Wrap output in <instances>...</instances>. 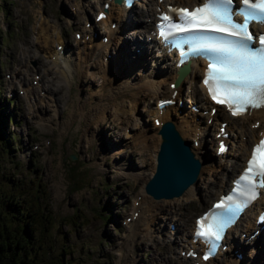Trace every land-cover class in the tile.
Instances as JSON below:
<instances>
[{"label": "rangeland", "instance_id": "374dc122", "mask_svg": "<svg viewBox=\"0 0 264 264\" xmlns=\"http://www.w3.org/2000/svg\"><path fill=\"white\" fill-rule=\"evenodd\" d=\"M91 2L92 0H0V35L5 37L4 42L0 40V113L2 116L12 117L5 121L4 127H0L1 133L11 142L9 148L0 145V183L12 189L21 184L28 193L35 187L38 190L43 213L49 212L55 218V223L50 229L54 240L51 252L54 256L49 259L51 261H55L58 256L61 259L59 264H153L156 258L160 257L165 259L163 264H176L179 243L173 244V241L168 239L170 230H162L161 233L163 219L169 215L173 216V220H178L181 212L186 214L181 221H184L186 216L191 219L213 197L219 180L214 173L208 175V172H200L203 178L200 177L196 181L198 190L194 199L186 201L181 196L174 200L167 199L168 205L156 213L148 230L152 240L143 236V228L131 235V231L126 227L130 222L126 216L130 215V209H126L135 204V193L142 188L153 171V156L157 146V141L145 148L142 143L133 141L139 138V132L145 130L142 128L143 123H149L147 126L152 127L149 111L144 108L157 95L147 92L146 97L134 96L133 93L137 91L140 83L131 87L116 86H128L137 79L144 83L141 77L149 73L158 75V78L167 69L165 59L156 61L155 57L148 56L144 67L140 66L143 68L131 70L126 76L114 77L109 90L99 89L104 80L102 81L99 73V60H96L88 69L89 75L86 71L85 75H76L68 82V98L65 95L67 84L61 85L63 110L55 111L53 102L47 103V111L42 113L43 119L37 117L28 121L23 112L25 102L22 95H16L12 105L8 104L5 98L8 82L6 75L10 74V79L12 78L11 70L16 64V57L22 47L28 46L25 41L32 39L33 27L40 22H57L61 38L53 30L55 36L61 42L69 40L74 50L72 58L77 59L76 45L80 47L78 41L81 39H76L73 31L82 25L84 17L93 20L96 6L89 5ZM76 4L84 7L79 14L76 13ZM139 8H144V5L132 7V14L129 16L132 24H128L131 27L124 32V37L131 40L130 43H133L134 38L143 40L141 34H135L133 37L127 34L128 30L135 28L137 20L141 21L142 16L138 14L140 10H137ZM43 19L46 21H41ZM75 20L79 24L76 25ZM115 42L110 45L108 51H114ZM29 47L32 51L38 50L35 44ZM40 55L42 56L41 52ZM25 59L28 69L24 79L28 83L37 63L33 57ZM99 59L104 64L105 57ZM55 70V67L51 68L52 72ZM104 76L109 75L105 73ZM105 79L107 82L111 81L110 77ZM128 100L136 104L130 115L114 111L115 102L119 105L115 109L117 110L120 108L119 102ZM113 117L114 120H111ZM241 121L244 120H238L237 123ZM213 131L212 127L210 136ZM236 131L237 129H234V132ZM154 132L155 130L148 129L142 142L154 140ZM11 136L13 138H10ZM47 139L50 142L45 146ZM206 140L209 158L212 155V147L208 137ZM33 145L37 146L33 148ZM69 153L74 154L73 159L68 158ZM144 155L149 157L146 165L142 164ZM233 159L228 157L226 162ZM70 167L71 177L68 174ZM74 175H77L76 183L71 181ZM211 178L215 180L216 185L214 188H208L210 194L203 200L202 196L208 192V189H205L206 181ZM198 193L202 199L200 202L196 199ZM25 196L28 197V194L25 193ZM79 212L85 217L83 220H78L74 215H79ZM102 212L109 216L106 220H103ZM70 218H76L75 223L65 222ZM169 226L170 223L167 224V227ZM58 229L61 230L59 234ZM188 232L189 228L186 235ZM163 236H166L164 242L161 240ZM180 238H184L182 233ZM245 256L249 258L250 253L245 252ZM257 257V264H264V250ZM224 263L225 255L216 258V264Z\"/></svg>", "mask_w": 264, "mask_h": 264}, {"label": "bare ground", "instance_id": "6f19581e", "mask_svg": "<svg viewBox=\"0 0 264 264\" xmlns=\"http://www.w3.org/2000/svg\"><path fill=\"white\" fill-rule=\"evenodd\" d=\"M98 1L99 0H97L96 4L100 8L101 4H99ZM177 1L178 0H165V2L167 3H173V4L179 5ZM183 1L189 2L191 4L195 0H183ZM147 2L148 0H142V3H145L144 5L150 3V1L148 3ZM154 5L164 7L163 4L157 3V2H154ZM137 10H140L138 11V14L140 16H144V15L149 16V14L152 13V8L150 6L145 7V9L143 10H141V8ZM129 11L130 9L124 10L121 7V5L111 4L106 13L107 14L106 17L100 20V22L104 25V27L106 23L109 25L112 20H115V28L110 29L109 27H107L108 40L106 41V43H102L99 41L98 43H93V44L92 42L94 41L89 40L87 44V50L82 49L81 50L82 53L78 52L77 60L74 61L73 59V62L70 59L69 55H67V53L65 54L67 50H65L64 41L61 39L62 40L61 42L55 36V33L53 32V30H55L56 34L61 38L60 30H58L57 28H54L53 24H50V23L46 24L45 22H40L35 27H33V31L35 32V40H34L35 45L37 46L38 50L43 55V56H40L37 51H31L30 49H27V51L31 52V54L35 57V61H37V66H35L34 69L39 70V68L44 65V62H42V60H44L43 57L46 56L48 57L49 62L51 64L57 65L58 70L54 72V77L49 75V70L47 68L39 70L38 79L41 80V84L39 85V91H42L41 94H38L36 92V95L33 96V92H34L33 87H29V90L25 89L26 95H28V97L31 98V101L29 99L28 102L30 106H32V111L35 109H42V107L47 103L46 99L49 96L54 97V101H55L53 102L54 105L56 104V102L60 103L62 100L61 96L59 95V92L61 90V85H62L61 83L67 84V89H66L67 93L65 95L68 98V91L70 87L68 83L69 80L73 79L74 76L76 75H85L84 72L86 73V71H88V75H89L90 70L88 69L92 67V62H94V59L100 58L99 46L105 48L108 42L116 37L117 31H119V33L122 32L121 30H122V27H124L123 25L128 26V24L129 25L132 24V21L130 22V20L127 19L129 16ZM131 14H132V11H131ZM41 21H46V20L43 19ZM139 23H142V22L137 20L135 24V28L131 29V31H129L127 34H130V36L133 37L137 33L141 34L142 29L148 27L146 23L143 25L142 24L139 25ZM35 28L37 29L35 30ZM118 39L120 40V38ZM130 42L131 40H128L126 37H124L121 40V43L119 45V49H120L119 51L125 61L124 64L121 65L120 63H118L117 59L110 60L105 65L101 64L99 61L98 63V65L100 66L99 73L101 74L102 81L105 78H109V77L111 78V81L106 82L103 89L109 90L112 87L111 85L113 84L114 77L126 76L127 74L131 72V70L133 71L137 68L141 69L144 67V65L143 67H140V63H144L146 58H141L140 55H137L134 52H132L131 45L137 44L141 48V54L142 53L146 54L147 50L142 46V43L139 41H135L132 44H130ZM56 44H60L63 47L61 52L56 49ZM153 44H155V42H153ZM155 57L157 58V60H161L163 58V56H160L159 54H156ZM27 68L28 67H25V70H27ZM23 71L24 70L22 68L20 69V67L15 68V72L19 76L23 74ZM201 71H202V68L199 64V60H195L192 63V66H190L189 72L182 78V80L174 88L176 89V99L179 98L181 88H182V83L187 82L189 90L186 91L187 92L186 95L189 96V99L195 100L196 103L199 102L200 106H202L206 102L205 100L199 99L197 94L202 88L200 86L198 87L195 86V83H194L197 75L201 73ZM105 73L108 74L109 76L108 77L104 76ZM175 74L176 72L174 70V67H171V68H167L164 74L162 75L164 77L162 81L154 83L151 80H149V82H146L143 80L144 81L143 83L139 79H137L136 81H133V83L128 86H124L120 84H117L116 86L131 87V86H136L135 85L136 83H140L139 86L137 85L138 86L137 91L133 93L134 96L144 97L147 92H150L153 95H155L157 90L161 88L162 86H164V84L169 78L174 79ZM169 82H171V80L168 81L167 84H169ZM124 83L126 84V81ZM19 88L22 89V85ZM165 93H166L165 95L168 97L169 94L171 93V89L169 87H166ZM50 98L51 97H49L48 100H50ZM119 103H121L120 108L117 110L115 109L118 108L119 105L116 102L114 103L116 105L114 111L116 112L118 111L122 115L124 114L130 115V113L134 111V107L136 105L134 103H131L130 100H128V102L121 101ZM127 103L129 105H127ZM56 106L61 107V110L63 109L62 105L60 104H56ZM150 115L152 119L154 117H157L158 120H160V124L166 120L171 121L174 124V126L177 128V130L179 131L182 138L189 139V140H197V145L192 147V149L195 155H197L198 157H201L200 153L203 149V144L206 141L205 135L210 130V125L207 124V119L209 117L208 114L204 116L202 114H196L191 111H183V110H180L179 106L175 104L173 106L164 108L160 113L156 110L155 105H154L153 107H151ZM39 116H40V119H43L41 113ZM218 117H221V121L227 122L226 131L229 132L228 140L231 144L229 150H227V154L231 155L230 158H234V159L229 160L228 162L224 163L221 160L222 158L218 157L217 160H214V157L210 156L207 159V161L201 166V172L207 171L208 175L209 173L210 174L214 173V176L217 177V179L220 181L219 187L215 190V193H216L215 197H217L218 194H220V192L223 190L224 186L226 185V181L229 180L228 175L232 171L237 169L239 165V161H241L243 157L247 154L248 146L255 139V136H256L255 133L257 130V129H250V127L246 126L245 123L243 122H241L237 126L236 118L228 117L227 115L222 114L220 111L218 112V114L212 116V121L214 124H217ZM250 118L259 120V126H264V108L252 111L249 115H245L243 117V120H248ZM111 120H114V117ZM147 125H149V123H143L142 128H144L145 130L139 132V138L133 141V143H138V144L142 143L144 145V148L152 146V144L156 140H159V137L157 134V129L159 125L155 126L154 124L153 125L151 124L152 127H149ZM216 126H218V124ZM236 126L238 127V130L234 132V129L236 128ZM148 129H153V131L155 130L154 132L155 139L142 142L143 138L147 134ZM242 137H244L243 140L241 139ZM141 153L143 154V151ZM147 157H148L147 155H144L143 161H142L143 165H146ZM200 177L201 175L199 176V179ZM215 185L216 184H215L214 179L207 180V186L205 187V189L212 188V187L214 188ZM197 190H198V185L196 183L192 184L181 193L182 194L181 198L182 197L185 198L186 201L190 199H194L196 196ZM136 193L141 194L143 198L140 199V201L138 202V205L133 208V211H137V215L132 221V232H131L132 235H134L135 232L139 229V225L141 224L143 225V220L145 219L146 216L151 217L152 214H155L157 211H159L160 208H163L164 206L168 205L166 204L168 203L167 199L153 200L152 198L144 194V192H142L141 187L138 189ZM208 193L210 194L209 189H208V192L202 196L203 200L206 197H208L207 195ZM196 199H198L197 200L198 202L202 201V199L199 196V193ZM260 207H261V203H257L254 208L258 210ZM184 215H186L184 212H181L179 214L178 221L180 223H177V229H176V231L182 230L184 237H185L183 239V242H181L180 244L181 249H183L184 247H187L188 244L190 243V235L188 238H186L185 232L189 228V221H191V224H192V219H190L189 216H186L184 221H181ZM243 219L245 222L244 228L246 230H250L252 221L250 220L249 210H246L243 213ZM144 230H145V233L143 234V236L152 240L151 233L147 231L148 226H146ZM228 235H229V232H228ZM180 240H181L180 237L176 236L174 239L175 244L179 243ZM226 241L228 243L229 250L236 248L238 246L237 243L232 238L228 239V236H227ZM262 244L263 243H261L259 246H262ZM191 246H194V244H191ZM179 258H180V261L182 262H185L187 260L184 256L182 257L180 256ZM178 260L179 259L177 258V261ZM237 262H238L237 259L230 257L228 261L224 264H236ZM249 262L250 264L258 263L255 257L250 259Z\"/></svg>", "mask_w": 264, "mask_h": 264}, {"label": "trees", "instance_id": "16d2710c", "mask_svg": "<svg viewBox=\"0 0 264 264\" xmlns=\"http://www.w3.org/2000/svg\"><path fill=\"white\" fill-rule=\"evenodd\" d=\"M8 102L13 103L9 100ZM5 118V115L0 118V123ZM5 141L6 137L1 134L0 143L3 144ZM3 147L7 148L8 145ZM71 171L70 167L68 173L71 174ZM76 176L71 178L74 183H76ZM37 191L33 189L28 193L21 184L12 189L0 183V264H59L61 262L58 256L55 261L49 260L54 256L51 254L54 240L50 229L55 223V218L49 212L43 213L39 203L41 197ZM74 215L78 220L85 218L81 213L79 215L74 213ZM101 215L103 220L108 218L105 213ZM75 220L76 218H70L65 222L75 223ZM57 233H61V230L58 229ZM67 250L70 252L69 248ZM61 251L64 252L63 249Z\"/></svg>", "mask_w": 264, "mask_h": 264}, {"label": "water", "instance_id": "95a60500", "mask_svg": "<svg viewBox=\"0 0 264 264\" xmlns=\"http://www.w3.org/2000/svg\"><path fill=\"white\" fill-rule=\"evenodd\" d=\"M158 133L160 134L162 141L160 143L159 150L157 152L156 171L153 175V183H154L153 188H154V191L157 193L158 196L170 197L172 194H163L162 193L163 187L170 186V185H168V183L171 181L170 178L172 179V176L170 175V173L178 174V176H177L178 179H180L181 181H184V182H188L187 180H192L193 177L196 176L199 166H198V162L192 157V154L190 153V151L188 149V144L186 142H184L179 137V135L176 132V130L174 129L172 123L166 122L158 130ZM161 154H163V155L161 156ZM171 155H173V156H171ZM185 156H187V157L185 158ZM172 157H173V159H171ZM69 158L73 159L74 155L70 154ZM186 159H187V161H186ZM184 161H186L185 164H184ZM187 162H191V163H187ZM184 167H185V169H184ZM166 174H167V176H166ZM166 179H168V180H166Z\"/></svg>", "mask_w": 264, "mask_h": 264}]
</instances>
